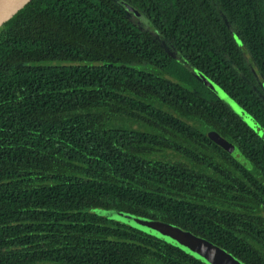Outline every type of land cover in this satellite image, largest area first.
<instances>
[{
  "label": "trees",
  "instance_id": "1",
  "mask_svg": "<svg viewBox=\"0 0 264 264\" xmlns=\"http://www.w3.org/2000/svg\"><path fill=\"white\" fill-rule=\"evenodd\" d=\"M251 121L264 0H33L0 27V264H207L114 211L264 264Z\"/></svg>",
  "mask_w": 264,
  "mask_h": 264
},
{
  "label": "rangeland",
  "instance_id": "2",
  "mask_svg": "<svg viewBox=\"0 0 264 264\" xmlns=\"http://www.w3.org/2000/svg\"><path fill=\"white\" fill-rule=\"evenodd\" d=\"M128 10L131 11L132 9L128 8ZM164 76L167 79H171L167 75ZM107 216L122 224L134 227L160 239H164L207 264H242L230 253L214 246L199 236L186 232L173 225L117 211H114L113 214Z\"/></svg>",
  "mask_w": 264,
  "mask_h": 264
},
{
  "label": "water",
  "instance_id": "3",
  "mask_svg": "<svg viewBox=\"0 0 264 264\" xmlns=\"http://www.w3.org/2000/svg\"><path fill=\"white\" fill-rule=\"evenodd\" d=\"M32 1L33 0H0V27L3 24H5L7 21L12 19L19 11L24 9ZM134 13L139 20H141L145 24H149V21L138 11H135ZM250 126L252 128H257L258 129L257 132L264 138V132L262 131V129H260L258 123L251 121ZM209 136L217 144L221 145L223 148L227 150H230L231 152H235L237 156H239L238 152L235 151V148H233L226 140L220 137L217 133L212 132L209 134Z\"/></svg>",
  "mask_w": 264,
  "mask_h": 264
},
{
  "label": "flooded vegetation",
  "instance_id": "4",
  "mask_svg": "<svg viewBox=\"0 0 264 264\" xmlns=\"http://www.w3.org/2000/svg\"><path fill=\"white\" fill-rule=\"evenodd\" d=\"M256 131L258 130L257 128H254Z\"/></svg>",
  "mask_w": 264,
  "mask_h": 264
}]
</instances>
